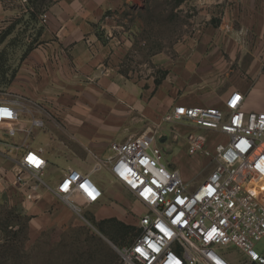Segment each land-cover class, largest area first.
<instances>
[{
  "label": "crops",
  "instance_id": "1",
  "mask_svg": "<svg viewBox=\"0 0 264 264\" xmlns=\"http://www.w3.org/2000/svg\"><path fill=\"white\" fill-rule=\"evenodd\" d=\"M153 1L54 0L15 72L11 93L50 131L62 123L67 140L89 159L166 123L177 105L223 109L241 93L245 112L264 113V0H178L176 11L193 14L189 32L162 51H143L129 69L143 22L126 16ZM16 12H28L21 0H0V23ZM0 177V214L11 210L37 226L60 209L46 188L29 200L33 182L18 184L17 163L3 154Z\"/></svg>",
  "mask_w": 264,
  "mask_h": 264
},
{
  "label": "built area",
  "instance_id": "2",
  "mask_svg": "<svg viewBox=\"0 0 264 264\" xmlns=\"http://www.w3.org/2000/svg\"><path fill=\"white\" fill-rule=\"evenodd\" d=\"M242 102L243 95L233 93L223 109L177 105L164 117L218 135L213 149L208 136L188 135L189 155L215 160L195 189L169 167L156 135L148 132L110 144L108 155L96 158L89 173L67 169L52 192L74 212L81 210L80 201L100 204L105 191L93 176L106 171L145 207L139 234L118 250L119 264H264V113H247ZM27 104L0 92V154L17 163L18 184H27L24 174L36 180L27 195L32 200L40 188H48L43 177L49 162L42 148L29 143L45 124ZM228 247L243 259L235 263L222 253Z\"/></svg>",
  "mask_w": 264,
  "mask_h": 264
},
{
  "label": "rangeland",
  "instance_id": "3",
  "mask_svg": "<svg viewBox=\"0 0 264 264\" xmlns=\"http://www.w3.org/2000/svg\"><path fill=\"white\" fill-rule=\"evenodd\" d=\"M53 2L28 0L24 3L27 14L16 12L0 23V92L11 93L15 72L35 42L38 18ZM177 3L178 0H154L142 13L126 16L131 24L136 19L143 22V30L136 35L134 52L126 59L129 69L135 68L140 57L145 58L143 51H162L166 45L189 32L193 14L176 11ZM142 41L149 42L147 47L137 44ZM64 130L60 122L53 131L45 125L43 129L36 130L29 140L33 148H42L45 152L49 166L43 181L48 186L45 188L51 192L55 206L60 209L52 208L44 217L45 221L37 226L30 225L28 216L3 210L0 214V264H119L118 250L130 245L137 235L139 219L145 213V207L124 188L113 183L106 171L94 176L105 191L100 204L88 206L80 201L81 210L74 212L52 192L67 169L85 172L92 169L96 162L94 155H90L91 159L87 158V151L69 142ZM148 132L156 135L165 161L171 169L180 171L191 189L208 178L215 166L214 157L189 155L187 139L190 133L206 135L208 148L213 149L217 134L182 122L145 127L143 133ZM23 177L36 181L28 174ZM222 253L230 254L235 263L243 259L234 247L222 249Z\"/></svg>",
  "mask_w": 264,
  "mask_h": 264
},
{
  "label": "trees",
  "instance_id": "4",
  "mask_svg": "<svg viewBox=\"0 0 264 264\" xmlns=\"http://www.w3.org/2000/svg\"><path fill=\"white\" fill-rule=\"evenodd\" d=\"M138 234H139V230H138V232H137V235H138ZM137 235H136V236H137Z\"/></svg>",
  "mask_w": 264,
  "mask_h": 264
}]
</instances>
